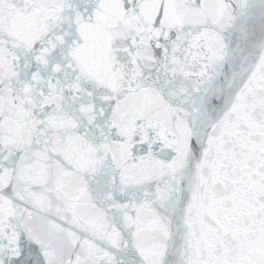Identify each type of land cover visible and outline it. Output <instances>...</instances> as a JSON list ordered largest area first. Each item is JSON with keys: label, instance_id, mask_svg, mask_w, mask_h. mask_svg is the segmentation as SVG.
<instances>
[{"label": "snow or ice", "instance_id": "snow-or-ice-1", "mask_svg": "<svg viewBox=\"0 0 264 264\" xmlns=\"http://www.w3.org/2000/svg\"><path fill=\"white\" fill-rule=\"evenodd\" d=\"M0 264H264V0H0Z\"/></svg>", "mask_w": 264, "mask_h": 264}]
</instances>
